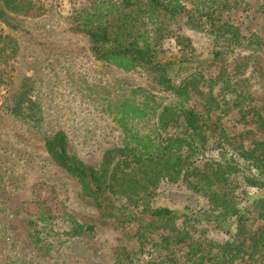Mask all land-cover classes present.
<instances>
[{
  "label": "rangeland",
  "instance_id": "1",
  "mask_svg": "<svg viewBox=\"0 0 264 264\" xmlns=\"http://www.w3.org/2000/svg\"><path fill=\"white\" fill-rule=\"evenodd\" d=\"M24 1L32 3L34 14L13 15L14 30L1 25L15 45H0V264H115L123 250H139L134 227L121 228L116 220L103 217L78 181L50 158L46 141L64 131L70 152L99 168L105 152L123 147L131 131L150 134L157 129L166 137L159 129V118L165 107L178 106L179 99L163 90L148 69H125L95 59L90 39L75 19L87 0ZM105 1L118 7L123 0ZM176 1L197 19L217 9L218 18L241 29L243 45L226 49L223 62L214 64L213 53L223 42L207 31L182 28L179 33L192 40L197 59L187 71L176 68V75L184 77L205 62L200 68L206 75L202 90L207 94L213 90L219 101L233 99L225 83L248 80L242 86L249 93L245 111L233 107L224 116L221 110L209 112L203 99L194 97L190 102L209 125L217 124L215 137L221 130L225 133L227 156L243 164L237 146L249 148L254 141L264 140L253 111L264 109V0ZM255 41L261 43V49ZM166 49L167 57L178 52L174 43H167ZM247 62L243 73H238V67L242 69ZM223 68L228 76L219 81ZM23 89L42 116L36 124L15 118L8 110L14 95ZM139 109L146 115L138 119ZM172 132L174 129L168 135ZM211 145L218 146L216 138ZM220 153L215 148L206 156L218 157ZM246 191L239 192L243 204L264 198V188ZM39 202L47 204L59 224L42 219ZM152 204L194 217L195 228L205 239L224 242L237 235L234 219L225 227L203 220L209 204L191 191L184 178L162 184ZM249 216L255 220L254 214ZM74 225L91 226L93 231L75 235ZM253 227L256 229L257 223ZM185 253L183 248L177 251L180 264H192Z\"/></svg>",
  "mask_w": 264,
  "mask_h": 264
},
{
  "label": "trees",
  "instance_id": "2",
  "mask_svg": "<svg viewBox=\"0 0 264 264\" xmlns=\"http://www.w3.org/2000/svg\"><path fill=\"white\" fill-rule=\"evenodd\" d=\"M33 12L29 1L0 0V45L5 42L11 47L15 45L1 25L14 30L17 27L13 15L30 16ZM216 12L214 9L197 19L176 0H123L118 7L105 0H87L76 14L97 61L125 69H148L156 75L155 80L163 90L179 99L178 106L165 107L159 118V129L167 133L166 137L157 129L150 134L131 131L123 147L105 152L99 168L85 164L70 152L64 131L56 132L46 141L50 158L78 181L83 194L94 201L103 217L116 220L121 228L134 227L139 250L136 253L123 250L115 264H180L179 248L186 250L185 258L192 264L264 261V198L251 204L250 201L243 204L239 198L240 191L248 193L246 190L250 188H264V140L254 141L249 148L244 144L237 146L236 153L244 161L241 164L225 153V133L221 130L215 137L217 124L212 127L190 107L192 98L197 97L204 100L209 112L221 110L225 116L233 107L245 111L249 93L242 86L248 80L241 82L242 78H238L234 84L223 83L233 99L219 101L213 90L208 94L202 90L206 75L200 68L205 62L184 77L176 75V68L187 71L197 59L192 40L179 33L182 28L207 31L216 41L223 42L224 46L213 53L214 64L223 62L226 49L243 45L241 29L223 22ZM167 43H174L177 54L167 57ZM255 44L262 48L261 43ZM14 52L15 49L10 54ZM247 66L248 62L242 69L238 67L237 72L243 73ZM226 75L228 71L223 68L218 80ZM261 87L264 89V76ZM8 108L15 118L32 124L42 120L24 89L14 95ZM143 111L137 110L138 119L146 115ZM253 111L258 130L264 132V109ZM215 138L217 147L211 145ZM215 148L221 151L220 156L207 157ZM181 178L191 191L207 200L209 207L202 213L203 220L225 227L234 219L235 237L224 242L205 239L201 232L198 234L194 217L153 206L152 199L161 185ZM38 211L43 220L59 224L46 203L39 202ZM249 213L255 215V220H250ZM90 231L91 226H72L75 235Z\"/></svg>",
  "mask_w": 264,
  "mask_h": 264
}]
</instances>
